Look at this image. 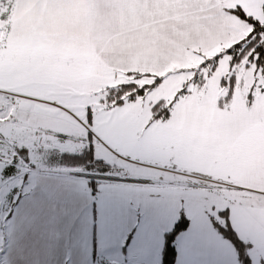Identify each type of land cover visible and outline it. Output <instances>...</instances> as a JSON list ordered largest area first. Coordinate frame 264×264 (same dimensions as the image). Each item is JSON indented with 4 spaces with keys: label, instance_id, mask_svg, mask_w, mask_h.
<instances>
[{
    "label": "snow or ice",
    "instance_id": "1",
    "mask_svg": "<svg viewBox=\"0 0 264 264\" xmlns=\"http://www.w3.org/2000/svg\"><path fill=\"white\" fill-rule=\"evenodd\" d=\"M195 4L201 18L221 33L220 50L193 70L176 99H188L194 91L207 94L218 83L227 89L218 100L221 106L228 105L237 89L250 105L264 103V0ZM5 31L0 26V33ZM6 46L0 39V51ZM141 78L137 73L136 79ZM161 79L107 89L98 105L86 107L83 118L70 97L28 84L0 85V264H50L48 256L55 264H75L80 213L89 199L113 238L119 240L135 228L132 250L127 256L119 251L121 264H152L146 251L139 255L133 247L139 241L147 250L161 234L162 264H264V238L243 239L233 208L193 203L162 230L157 203L137 191L146 181L122 174L119 161L132 158L120 151L114 109L124 103L125 92L128 100H135ZM171 107L159 115L170 116ZM73 121L84 136L73 135ZM101 147L115 162L100 155ZM93 167L97 175L90 174ZM254 245L256 257L249 251Z\"/></svg>",
    "mask_w": 264,
    "mask_h": 264
},
{
    "label": "crops",
    "instance_id": "2",
    "mask_svg": "<svg viewBox=\"0 0 264 264\" xmlns=\"http://www.w3.org/2000/svg\"><path fill=\"white\" fill-rule=\"evenodd\" d=\"M8 2V9L0 14L3 18L0 23L6 27L4 34L0 33V39H5L7 45L0 51V85L4 87L28 84L70 97L79 108L77 115L83 118L86 107L92 104L90 97L96 96L100 90L103 94L106 89L115 88L118 77L123 81L131 79L128 73L141 72L131 69L130 62L134 61L132 53L141 58L142 72H150L147 71L150 70L147 64L153 60L144 55L140 57L141 52H137L140 49L136 45H154L155 42L152 44L141 38L124 37L123 34L115 37L116 25L112 14L142 13V28H158L156 25L163 23L164 19L154 14L164 12L162 0ZM169 10L175 12H166L170 14L167 19L200 13L194 5L187 8L190 12H180L172 7ZM147 14L153 16L147 20ZM122 23L120 18L119 28L124 27ZM209 25L205 21L201 24L206 40L215 36L210 33L214 30L215 40L219 42L222 35H218L219 31L214 27L208 30ZM239 91L233 92L232 100L223 108H218L217 104L227 90L220 89L219 85L207 94L203 90L200 93L194 91L188 99L181 97L177 100L178 94L172 99L162 97L160 100H173L172 114L165 122L154 121L149 108L148 121L161 124L154 131L143 127L140 117L138 122L130 115L123 120L115 118L121 141L120 151L130 156L132 161H136L135 157H143L146 161L150 155L154 157V165H149L152 167L145 172L150 177L143 179L155 184L139 186L137 191L142 193V189H153L161 194L163 192L160 201L177 202L179 193L206 192L210 190L208 185L216 184L218 188L214 189L215 192L231 196L227 207L235 210L233 215L239 235L243 239L253 236L264 238V118L259 120L255 109H249L252 104L247 105L246 96L242 103L248 109L243 107L232 117L228 116L232 114L237 98H240ZM227 118H230V126L227 125ZM243 122L245 127L239 128L238 124ZM83 131L72 122L74 136L82 137ZM83 143L86 145L87 140ZM109 154L115 162L113 154ZM155 154L158 160H155ZM119 163L123 167L122 173L142 176V170H136L139 168H135L131 161L121 160ZM174 210L176 216L180 212L179 207ZM170 211L169 207L162 210V216H167ZM135 238L133 228L119 240L113 238L103 224L100 209L89 199L86 209L82 208L80 213V227L74 244L75 264H121L119 251L127 256ZM121 244H128L129 247L122 250ZM157 246V256L161 261L162 245ZM226 247L231 250L230 245ZM150 250L142 246L136 251L145 254ZM249 251L256 257L255 245ZM46 258L50 264H55L53 257Z\"/></svg>",
    "mask_w": 264,
    "mask_h": 264
},
{
    "label": "rangeland",
    "instance_id": "3",
    "mask_svg": "<svg viewBox=\"0 0 264 264\" xmlns=\"http://www.w3.org/2000/svg\"><path fill=\"white\" fill-rule=\"evenodd\" d=\"M9 0H0L1 3H3V7L0 9V14L4 13L5 10L8 9ZM161 8L164 12L154 14L160 19H164L163 23H160L156 25L158 28L154 27H148V28H142V24L144 21H142L144 18L142 17V13H133V12H116L113 15L114 23L116 25V28L114 30V36L117 37L121 34H123L124 37H130L132 39H138L141 38V40L146 42H152L154 45H136V48L138 47L137 52H141L139 55L142 57V55L146 56V58L152 59L153 61L147 64V71H150L152 76L154 77H160L162 78V82L160 83L158 90L152 92H148L144 95V97L139 98L136 100L135 103H124L123 108H117L114 110V114L116 120L120 119L123 120L126 118V116L130 115L132 118H136V122H138L139 117L140 121L142 123L143 127H150L152 131L157 126L161 124L152 123L151 121H148L149 118V108L155 104L158 100H160L162 97H170L169 99H172L173 96L176 94H179L181 88L184 86V84L191 79L192 75H194L195 69L199 68L200 63L203 61V59L210 58L213 56L217 51L220 50V44H218V40H215L217 38L216 33L211 28L212 25H209L208 30H213V32H210L211 34L215 36L209 37V40H206L207 36H204V28L201 27V24L205 21L201 18L200 13H193L186 15L182 18L172 19V18H166L170 16V14L166 12H175V10L171 11L169 8H175L176 10L180 12L189 11L187 8L191 7V5H194L196 8L195 0H162ZM133 4V3H132ZM131 7V6H130ZM168 9V10H166ZM166 10V11H165ZM190 12V11H189ZM176 15V14H172ZM150 16H153V14H147V20L150 19ZM120 18L123 19V25L124 27H118ZM143 22V23H142ZM206 22V21H205ZM0 26H4L5 24L0 23ZM211 28V29H210ZM207 30V32H208ZM217 32V31H216ZM4 34V32H2ZM221 34L218 32V35ZM211 40V41H210ZM211 42V43H210ZM133 55H136V57H132ZM131 59L134 60L130 62L132 68L135 69V71H141V72H131V73H139V74H146L145 72H142V60L138 57L137 54L132 53ZM136 59V60H135ZM138 60H141L138 61ZM155 71V72H153ZM249 77V81H250ZM118 84H115L116 87L120 84L130 83L132 81H135L137 85L142 86L143 84H149L151 83L150 80L141 79V80H134L132 77L131 79H125L120 80V77L117 79ZM218 83L213 88H218ZM227 90V89H226ZM103 96L101 90L100 92L95 96L93 95L90 97V101L92 102L91 105H98L99 99H101ZM239 97L237 98V102L235 105H233L232 114L229 113L228 116L235 115L236 112L246 107L244 103H242V99L245 98V95L242 93V91H239ZM168 104L172 105L173 107V100H166ZM248 103V102H247ZM246 103V104H247ZM250 105V104H247ZM256 106V107H255ZM255 109V113L258 115V119L261 120L264 118V103H254L252 104L249 109ZM248 109V107H246ZM148 118V119H147ZM228 122L227 125L230 126V118H227ZM244 122L241 124H238V127H245ZM236 126V125H235ZM83 129V128H82ZM84 130V129H83ZM239 131V130H236ZM82 133V132H81ZM80 133V135H81ZM84 133V131H83ZM82 133V136L84 135ZM100 155L103 156L108 161H113V157L109 154L107 149H104L101 147ZM136 161H139V163H133L135 168H139L136 170H142V176L135 175L133 173H130V175L138 176L141 178L150 177L145 174V172H149L147 168H151L154 165V157L149 156L147 161L144 160V158H136ZM155 160H158L155 154ZM152 172V169H150ZM152 179V178H151ZM151 184H155L154 181H151ZM208 185L209 189L206 192H184L179 193L177 195V198L175 201L177 202H163L160 201V198L163 196V192L153 190V189H142V193L147 196H151L154 201L157 203L159 210H160V216H161V229L166 230L169 228L176 218L175 216V207L178 206L180 211L185 210L187 207H189L192 203H200L204 204L206 207L210 204H219L221 207H227L231 196L227 194H223L219 191H214L215 188H218V186ZM185 187V186H184ZM170 208L171 211L167 212V216H162L161 211L167 210V208ZM172 207V208H171ZM163 223V224H162ZM166 223V224H165ZM168 225V226H166ZM133 229H135L133 227ZM139 242V241H138ZM137 242V243H138ZM156 244H163V238L162 234L156 239V241L151 246L150 253H147L151 260L152 264H159L160 258L157 256L158 252H156V249L159 248V246L155 247ZM128 245V244H127ZM126 244H121L122 250L127 249ZM133 244H131L130 247H132ZM125 247V248H124ZM176 247V246H175ZM137 249H142L141 244H136L133 247V251L136 254L143 255L139 252H137ZM132 250V249H131ZM118 257V256H116Z\"/></svg>",
    "mask_w": 264,
    "mask_h": 264
},
{
    "label": "trees",
    "instance_id": "4",
    "mask_svg": "<svg viewBox=\"0 0 264 264\" xmlns=\"http://www.w3.org/2000/svg\"><path fill=\"white\" fill-rule=\"evenodd\" d=\"M136 74L137 73H133V75H129V76H131L134 80H137L136 79ZM141 79H146V80H150L151 81V79H152V81H151V83L155 80V78L156 77H154V76H152V75H144V74H141ZM141 79H139V80H141ZM161 82H162V80H161ZM151 83H149V84H151ZM144 85V84H143ZM160 84H158V85H156V87H154V88H151V89H146L145 90V94L146 93H148V92H150V91H152V90H154L155 88H157L158 86H159ZM139 86V85H138ZM131 91L132 92H135L136 90L135 89H131ZM108 94V92H107V89L103 92V96H105V95H107ZM128 92H125V94H124V97H123V99H124V103H126V102H133V101H136L137 99H139V98H141V97H137L135 100H128L127 99V96H128ZM227 94V93H226ZM103 96H102V98H103ZM113 96L115 97V93H113ZM144 97V96H143ZM101 98V99H102ZM220 100H222V99H220ZM230 102V101H229ZM229 102H228V104H229ZM123 103V104H124ZM122 104V105H123ZM122 105H118L117 107H120V106H122ZM170 104H168V102L167 101H165V100H159V101H157L155 104H153L151 107H150V114H151V119L152 120H154V121H161V122H165V121H167L168 119H169V117L170 116H168V117H164L163 115H159L161 112H162V110L164 109V108H168V106H169ZM217 107L218 108H223L224 106H221L219 103L217 104ZM171 109H172V107L169 109V111L171 112ZM159 117V118H158ZM84 136V135H83ZM86 140V139H85ZM86 163H88V162H86ZM90 174H94V175H97L98 173L95 171V167H93L92 168V170L90 171ZM93 183H98V182H93ZM128 242V239L126 240V243ZM127 245V244H126ZM125 248V247H124ZM173 248L175 249V244L173 245ZM162 249H163V244H162ZM160 264H162V253H161V261H160Z\"/></svg>",
    "mask_w": 264,
    "mask_h": 264
},
{
    "label": "built area",
    "instance_id": "5",
    "mask_svg": "<svg viewBox=\"0 0 264 264\" xmlns=\"http://www.w3.org/2000/svg\"><path fill=\"white\" fill-rule=\"evenodd\" d=\"M3 3H1L0 2V9L3 7ZM122 174H126V173H122ZM91 175H94V174H91ZM127 175V174H126ZM146 181V183L145 184H143V185H141V186H147V185H150L151 184V182L150 181H148V180H145ZM93 182H98V181H93Z\"/></svg>",
    "mask_w": 264,
    "mask_h": 264
}]
</instances>
